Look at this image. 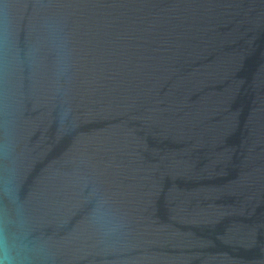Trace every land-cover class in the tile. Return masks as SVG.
Instances as JSON below:
<instances>
[{
	"label": "water",
	"instance_id": "obj_1",
	"mask_svg": "<svg viewBox=\"0 0 264 264\" xmlns=\"http://www.w3.org/2000/svg\"><path fill=\"white\" fill-rule=\"evenodd\" d=\"M17 205L41 264H264V0H0Z\"/></svg>",
	"mask_w": 264,
	"mask_h": 264
},
{
	"label": "clouds",
	"instance_id": "obj_2",
	"mask_svg": "<svg viewBox=\"0 0 264 264\" xmlns=\"http://www.w3.org/2000/svg\"><path fill=\"white\" fill-rule=\"evenodd\" d=\"M4 190L15 205L10 183ZM46 255L45 244L33 237L22 208L17 205L14 212L0 208V264H41Z\"/></svg>",
	"mask_w": 264,
	"mask_h": 264
}]
</instances>
